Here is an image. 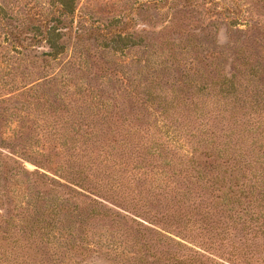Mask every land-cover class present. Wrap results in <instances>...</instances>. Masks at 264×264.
Masks as SVG:
<instances>
[{
    "label": "rangeland",
    "instance_id": "374dc122",
    "mask_svg": "<svg viewBox=\"0 0 264 264\" xmlns=\"http://www.w3.org/2000/svg\"><path fill=\"white\" fill-rule=\"evenodd\" d=\"M0 9V237L9 236L1 264L153 263L170 244L156 233L140 238L119 217L148 219L146 209L154 207L139 203L124 212L72 186L75 179L65 178L77 168L72 152L45 147L92 137L87 133L107 122V109L117 124L153 128L159 110L177 106L169 118L185 135L206 118H187L182 108L211 107L222 78L232 76L235 99L246 96V109L264 111V0H74L69 20L60 18L56 0H0ZM44 21L63 28L64 50L55 58L28 40L42 33ZM15 30L27 37L23 47L9 37ZM9 129L17 130L13 138ZM177 148L175 159L185 151ZM12 153L48 184L6 172L4 163L18 168L2 157ZM103 207L113 215L94 214ZM145 243L153 245L149 253Z\"/></svg>",
    "mask_w": 264,
    "mask_h": 264
},
{
    "label": "trees",
    "instance_id": "16d2710c",
    "mask_svg": "<svg viewBox=\"0 0 264 264\" xmlns=\"http://www.w3.org/2000/svg\"><path fill=\"white\" fill-rule=\"evenodd\" d=\"M56 1L60 18L69 20L75 12L74 0ZM60 22L58 19L55 24ZM42 25V33L28 40L42 42L52 58L61 55L63 28L48 22ZM37 31L40 30L36 28L33 32ZM22 36L21 30L9 33L21 47L27 41ZM116 37L121 40L120 34ZM233 79L234 76L222 78L221 95L213 94L208 99L209 108L207 104L199 109L184 103L187 107L182 108V115L185 112L187 118L196 119L198 114L206 118V123L200 118L198 128H191L185 135V126L169 118L177 106L159 110L162 117L153 128L148 124H117L116 114H109L107 109L104 112L107 122L96 134L87 133L92 137L84 141L59 139L58 144L43 146L47 150L52 147L72 152L68 158L77 168L69 171V177L65 176L66 180L75 179L72 186L91 195L94 192L104 202L119 204L124 212L128 208L134 211L139 203L142 208L154 207L146 209L148 219H141L136 213L133 219L119 217L124 223L129 221L140 238L156 233L170 244H164V255L151 264H264V111L258 106L246 109V96L240 97L243 103L235 99ZM9 131L13 138L17 130ZM180 143L184 155L175 159V152H181L177 148ZM77 149L84 155H73ZM35 152L44 157L43 153ZM10 156L2 157L18 168H6L4 163L6 172L15 170L26 181L30 178L34 184H48L50 180L45 175L29 172L15 159L17 156ZM45 157L51 159L50 155ZM83 185L96 187L98 191ZM90 201L102 206L93 199ZM93 212L113 215L106 208ZM152 226L160 228L163 234L152 231L149 228ZM7 231L6 228L5 235ZM8 238L0 237V251ZM144 246L149 253L153 245ZM2 257L0 254V264Z\"/></svg>",
    "mask_w": 264,
    "mask_h": 264
}]
</instances>
